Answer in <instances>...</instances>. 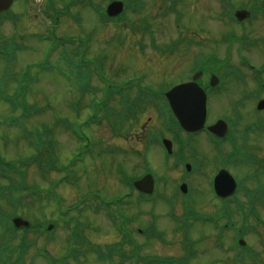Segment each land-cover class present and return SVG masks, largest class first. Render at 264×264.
Returning <instances> with one entry per match:
<instances>
[{
	"label": "rangeland",
	"instance_id": "1",
	"mask_svg": "<svg viewBox=\"0 0 264 264\" xmlns=\"http://www.w3.org/2000/svg\"><path fill=\"white\" fill-rule=\"evenodd\" d=\"M141 1L145 2L144 8L135 12L136 8L130 7L126 11V21L117 18L111 19L110 22L105 21V23H103L100 20H96L90 10L76 8L81 11L83 22L76 25L71 18H62L61 25L56 28V32L59 35L62 34L71 37H83L85 40L88 39L89 46H87V57L101 59L102 70L105 76L117 83L122 84L127 77L145 74L147 76V79L144 81L145 85L158 87L164 82V84H167L162 87H168L167 85L169 83L177 82L178 80H186L187 75L196 65L195 61L201 55L215 51L213 48L216 49L219 56L223 57L224 46L221 44L222 42H220V37L224 33H227V30L238 28L235 23H228L229 28H226L224 23L230 20L225 18L224 20L227 21L223 22V19L219 18V16H221L219 12L222 13V4L220 0ZM233 1H235L236 4H239L242 0ZM254 1L256 0H253L251 3L250 0H245L250 7L255 5ZM65 2H67V0H56L55 7L62 9ZM172 6L177 7L178 11L184 10L187 14L190 20L184 16L182 20L183 24L186 23V25L196 33L207 31L206 36L210 37L212 42L209 41V43L208 38H206L207 40L205 39V42L207 43L206 45L203 44L204 46H202V49H195V46L187 47L188 45L184 44L183 46L186 47V49L179 51L174 56L165 55V52L162 49L158 52L146 49V53H144L138 42H142L143 46H147L148 48L147 29L149 26L152 27L154 33L158 35L157 44L160 48H164L173 42L180 33L185 31L183 28L182 31L174 28V15L176 13H171L170 8ZM9 14H24L22 18H13L12 22L9 18L3 20L2 31L5 36L8 37L9 44L17 42L18 44L26 46L29 50L18 54L16 62L14 61L4 65V63H1L0 61V76L4 73L0 85L7 81L8 84L6 86L12 90L14 84L24 83L27 76H29L33 83L35 82L29 90L30 93L28 94V100L30 104L39 106V112H41L42 115L38 113L31 119H27L25 126L29 129L34 126H37L36 129L41 127V131H44V126L54 129L53 139L55 143L56 162L58 161L57 165L62 166L76 144V141L72 140L73 138L70 136L69 131L64 128L66 117L73 121L77 120L76 115L72 113L73 111L70 108L71 96L68 93L70 90V80L74 78L75 71H72L70 68L63 70L58 65L54 66L47 62L50 58L48 55L44 54V50L46 45L50 46L51 43L43 46L42 51L40 52L41 46L33 34L37 33V25L39 26L38 32L43 33V31L47 29L48 21H46L45 17L39 12L37 5H27L22 0H16L12 9L9 10ZM246 26V38H248V40L250 38V40L256 44L253 46H246L248 48L244 50V53L250 57L255 64L261 66L264 64L263 14L257 12L256 16L248 21ZM32 28V32H29V34L27 33V35L19 34L25 33L27 29ZM236 32L239 35L242 34L238 30H236ZM23 36L26 38L24 39ZM6 42L2 43L5 44ZM233 46L239 47L241 44L235 42ZM77 47L79 48V45H77ZM36 62L40 64L36 70L33 69L31 72L26 70L27 66ZM215 73L220 74L221 68H219V71H215ZM233 81L234 80L232 79L231 83L233 86L232 84L227 86V89L231 87L228 92L223 95L219 94V96H221L220 99H212L214 115L227 114L233 117V104L240 99L244 87L250 91L256 88L255 83L250 79H247L246 83L239 82L238 80L235 82ZM92 83L99 89L105 84L101 82L96 74L92 76ZM14 89L18 93L17 97L25 93L23 88L22 90H20V88ZM3 94V91H0V155L7 159L15 160L31 154V148L28 143L27 134L21 129V126L23 125L22 114H20L19 111L11 110L9 108L11 105L6 103L5 100L4 102L6 104L3 102V99H1ZM97 94V98H99L101 93ZM133 96L135 95L133 94ZM89 97H91V95L87 96L86 100H89ZM116 97L117 100L113 102V106L115 107L119 106L118 103L121 100V97ZM17 99L19 100V98H15L16 101ZM246 102L248 103L244 108L241 106L243 116L242 121L236 127L244 128L251 119L253 121L256 120L255 114L257 111L254 110L256 102L252 99ZM250 109L254 116L247 115L246 110ZM218 111L220 112L217 113ZM89 113L88 109L83 110L82 120L85 119L84 115ZM244 113L246 115H244ZM140 116L141 117L138 118V121L134 122L132 120V124L129 122L124 127V130H133L130 132L131 135L128 134L123 136L121 133H115V131L110 129L106 124L102 126L100 125L98 130L96 127H93L94 130H97L95 133L93 130H84L85 135L90 136L95 140L102 139L104 145L107 148H113L112 150L115 152L102 154L101 152L96 151V153H98L97 156L90 158L86 163H79L76 165L73 169V177L71 175L69 179L72 180L73 178L74 183L77 185L71 186V184H61L58 188L62 200H70L69 205L67 206L71 208L79 201L82 203L80 204V208H84L88 204L93 205L92 201H86L85 198H82V196L86 197L91 191H93L92 194L96 199V195H100L102 201H106L108 198H115L122 192H127L128 187L120 182V177L117 175V171L121 164L124 165L132 175L142 174L145 166L144 160L141 159L142 154L136 156L135 151L143 150L146 136L143 134L142 130L151 131L155 126L159 125V123L155 118H152L153 120L149 121L147 120L148 117H145L144 115ZM262 133L264 132L259 134ZM33 135L38 136L37 131H35ZM200 140L206 143V140L203 137H201ZM254 143H262L264 146V134H252L249 146L253 149H255ZM259 155L263 156L261 152H259ZM211 156L212 157L206 156V159H203V162L208 163L209 160L210 162H213L214 157L212 152ZM155 166L158 171L161 168L163 169V171L162 169L159 171L161 174L167 176H171L172 174L171 177L173 179L175 175H177V173L170 168L166 169L164 166L159 168L156 164ZM214 169L215 168L211 167L208 168V166H202V173L195 175L191 181V186H194L193 189L196 191L194 196H201L200 194H203V197L206 199L195 197L185 198V201L190 202L189 205L207 213L212 212L214 209V206H211V204L215 205V202H213L211 194L209 193V180ZM248 173L249 172L247 171L243 173L239 172L242 179L246 178ZM63 174L62 172L55 171L54 174H50V178L48 182H46V180L41 177L39 165L36 164L31 165L28 180L31 184L37 183L40 184L41 187H45L48 186L54 178H57L58 180L62 179ZM260 180L264 185L263 176ZM248 185L252 186L251 183ZM137 197L139 198V196ZM97 200L101 201L100 199ZM124 202L125 203L121 207L112 204V208L114 210H122L121 212L125 216L133 219L132 227L136 233L139 244L141 245L140 253L142 257L151 255L184 257L187 253L186 242L188 240H193L198 242L195 247L197 253L188 264H231L233 260H235V251H231L228 247L230 246L229 244L232 237H234L233 230L224 233L225 236L223 242L227 245L226 249V247L216 244L218 231L209 224H202L192 220L190 221L191 224L186 233L183 225L175 222L174 219L167 214L168 205L163 201V209L157 204V209L152 212V215L158 214L156 221L150 214L154 207L152 203L136 201L135 195L132 198L125 199ZM208 203L209 205L204 206ZM55 204L56 200L43 203L33 201V205L31 206H35L36 214L33 213L34 210L29 208L31 207L29 206L26 217H23H25L26 220H29L31 224L39 223L42 225L47 220L59 221V214H57L56 210L57 204ZM96 205H100V202L96 203ZM67 206L63 207L64 211ZM185 209V206H183V208L177 207V215L182 217ZM76 213L77 210L75 211V209H73L72 213L69 215L72 216V214L74 215ZM260 215L264 218V209H260ZM80 217L84 223L90 224L85 235L90 240L91 245H82L79 248V251H82L81 255L78 259H73L70 264H110L109 261L101 262L98 259L93 251V246L101 245L103 250L107 251V245L118 243V241L121 240L120 235L116 233L117 231L113 226L112 220L107 216L104 210L96 211L93 207L87 210L85 209L83 214H80ZM118 217H120L119 212ZM60 222L61 223L53 234L54 237L52 239H50L51 236L49 234H41L36 231L29 232V238L33 242L35 249L47 247L52 253H56L57 256H62L64 254L62 252L65 251V248L67 247L66 241L68 235L67 229L64 227L65 225L61 220ZM154 222L155 227L162 233L161 237L163 238L154 237L153 239H148L144 233L138 232V230L154 228ZM251 223L248 236L246 237L248 247L249 249L251 247L252 249L261 251L264 259V251H262L264 247V227L257 226L254 219ZM74 225L75 223L73 222V234L75 231ZM252 226L255 229L252 228ZM76 227H79L76 230V235H78L80 232V224H77ZM59 247L64 248V250ZM75 248L78 250L77 246H75ZM116 260V263L118 264H134V261L120 262L119 258H116ZM142 262L143 260H140V263L137 261V264H142ZM245 263L255 264L249 259H245ZM236 264H243V262H238Z\"/></svg>",
	"mask_w": 264,
	"mask_h": 264
},
{
	"label": "flooded vegetation",
	"instance_id": "2",
	"mask_svg": "<svg viewBox=\"0 0 264 264\" xmlns=\"http://www.w3.org/2000/svg\"><path fill=\"white\" fill-rule=\"evenodd\" d=\"M198 49V48H195ZM201 58L199 57L195 63L197 64ZM215 68L205 66L202 75L200 79L198 80L199 84L207 88L210 84V79L212 75L215 73ZM209 90V89H208ZM215 122V121H214ZM148 136L151 141L160 143L158 141V138L162 141L164 139H170L173 141L174 145V153L172 156V164L174 165V169H178L175 173H177V179H173L172 177H167L163 174L162 182L159 184V189L157 191V194L162 197H175L178 193L182 192L181 187L183 184L188 185V189L191 190L194 186H191L192 178L200 173H197L195 175H192V170H186L184 164L185 162L188 163L191 160L194 162H198L200 166H208L210 165L209 162H203V159H206V156L212 157L211 152L213 153V163L214 167L217 169L216 174L220 171L222 167L219 166V159L220 161H224L225 163L231 162V155L225 154V147L227 148V145L225 143L227 142H217V141H210L206 143H202L200 140V137L206 136L207 134L205 132H202L200 134H190L186 133L184 131H178L175 132H169V129L167 127L159 126L157 128H154L151 131H148V133L145 134V136ZM165 136V137H164ZM229 147L233 149V145L228 143ZM215 174V175H216ZM213 175V174H212ZM211 175V176H212ZM158 185V183H157ZM197 187V186H196ZM194 190V189H193ZM0 212L3 215V217L6 216L8 211V204L6 201L0 197ZM14 231L13 235L11 236L10 233V227L8 224L5 223L2 219H0V264H8L7 260L10 253V246H16L17 250L22 248L20 246L21 241H23V238L20 234L19 237L16 236ZM21 250V249H20Z\"/></svg>",
	"mask_w": 264,
	"mask_h": 264
},
{
	"label": "water",
	"instance_id": "3",
	"mask_svg": "<svg viewBox=\"0 0 264 264\" xmlns=\"http://www.w3.org/2000/svg\"><path fill=\"white\" fill-rule=\"evenodd\" d=\"M111 10L114 12H119V7L117 5H114L113 7H111ZM182 89L183 87H179L176 90L179 91ZM176 97L177 95H173V105L177 109V111L182 114L183 123L189 128L196 129L198 127H201L204 123V112H205V106L203 105V103L202 102H198V103L178 102V101H175ZM185 108H188V110L191 112L196 111L197 113L201 112L202 114L195 115V116H191L190 114H185L184 112Z\"/></svg>",
	"mask_w": 264,
	"mask_h": 264
}]
</instances>
